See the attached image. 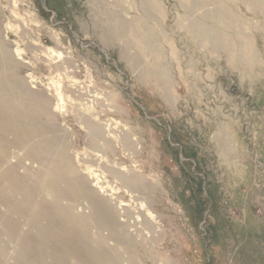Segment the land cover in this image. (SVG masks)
Here are the masks:
<instances>
[{
	"label": "rangeland",
	"instance_id": "1",
	"mask_svg": "<svg viewBox=\"0 0 264 264\" xmlns=\"http://www.w3.org/2000/svg\"><path fill=\"white\" fill-rule=\"evenodd\" d=\"M210 1L147 0L148 11L143 0H0V33L19 52L28 86L56 106L55 120L75 154L69 166L83 180L93 171L111 205L120 210L125 203L131 215L125 231L102 230L104 240L93 227L78 233L73 248L82 253L75 257L102 256L106 264L114 256L121 264H264V17L241 0ZM216 3L237 19L225 32L234 43L245 36L255 41L253 72H241L249 66L241 59L229 67L224 50L210 49L191 31L195 18L223 30L200 16ZM113 15L137 31L109 34L103 26L115 24ZM141 31L152 34L156 56L140 49ZM145 68L164 71L171 85L143 79ZM75 106L95 113L113 154L88 158L87 129L74 118ZM22 162L31 185L36 165ZM110 166L135 179L134 186ZM79 200L71 203H84ZM85 207L77 213H88ZM52 244L27 264L52 263ZM18 248L0 225V264H23ZM55 257L54 264H79L59 249Z\"/></svg>",
	"mask_w": 264,
	"mask_h": 264
},
{
	"label": "bare ground",
	"instance_id": "2",
	"mask_svg": "<svg viewBox=\"0 0 264 264\" xmlns=\"http://www.w3.org/2000/svg\"><path fill=\"white\" fill-rule=\"evenodd\" d=\"M202 1L207 0H194L197 3ZM212 1L216 2L211 0L210 3ZM241 1L251 11L264 17V0ZM142 4L148 11L153 9L148 7L147 0H143ZM153 7L158 13L162 14L164 11L160 4H154ZM210 8L200 16L215 19L223 30L213 28L211 24L202 25V22L195 18L189 24L191 31L199 38L200 43L207 44L210 49L224 50L229 67L233 68L236 61L241 59L249 65V68L241 72L245 74L251 70L253 72L250 66L259 64L256 49L253 46L255 41L245 36L239 38L238 44L234 43L232 34L225 33L237 20L232 16L230 7L218 4L213 9ZM112 19L115 22L114 25L103 26L104 30L111 35L128 28L137 31L135 26L127 24L120 17L113 15ZM210 23L213 22L210 21ZM212 25L215 26V24ZM136 36L140 49L157 55V48L151 47L152 34L147 31L144 34L141 31ZM8 45L0 33V206L4 209L3 214L0 213V225L3 233L5 232L10 240L19 244L16 256L21 263L27 264L28 261L34 263L35 258H41V252L45 249L42 246L51 242L53 244L47 251L54 258L50 264H54L58 249L63 254H70L73 257L82 253L78 252L77 248H73L79 236L78 233L87 235L90 227H93L98 237L104 240L102 230H107L109 235L125 231L128 223L124 218L131 215L124 208L125 203L119 204L120 210L111 205V194L104 190L102 181L97 179L93 171L91 175L84 177V181L79 177L81 175L79 169L75 170L69 166L75 162V154L63 140L67 132L55 120L53 111L56 110V106L51 108L50 99L46 93L33 90L31 89L33 86H28L27 79L19 74L22 62L17 59V56L15 57V54L18 55L19 52L11 50ZM141 77L145 80L154 79L163 88H167L172 82V78L159 69L145 68L141 71ZM72 112L74 118L87 129V145L90 150L87 152L88 158L93 160L98 153L113 154L110 149V135L96 123L95 113L83 106L73 107ZM22 159H27L29 164L36 165L31 185L25 184L24 179L27 177L29 166L22 165ZM20 167L24 174L19 173ZM109 170L116 175L120 174L123 183L133 185L136 182L131 177L123 176V173L114 169L113 166H110ZM69 173L77 174V178H71ZM16 195L19 198H14ZM79 199L84 203L77 202L81 203L80 205L71 203L80 201ZM64 200L68 202H63ZM83 206H87L88 213L87 211L77 213L78 207L82 209ZM12 213L17 218L11 219L7 216ZM121 215L123 218H120ZM0 254L4 256L5 252L0 249ZM75 258L79 264H106V257L102 256H98L97 261L82 256ZM112 262L121 264L118 256H114Z\"/></svg>",
	"mask_w": 264,
	"mask_h": 264
}]
</instances>
